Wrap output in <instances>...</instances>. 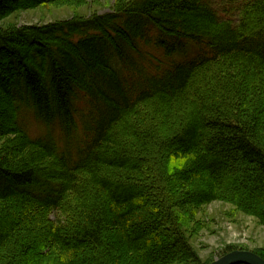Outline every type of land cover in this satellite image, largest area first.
I'll use <instances>...</instances> for the list:
<instances>
[{
  "label": "trees",
  "instance_id": "1",
  "mask_svg": "<svg viewBox=\"0 0 264 264\" xmlns=\"http://www.w3.org/2000/svg\"><path fill=\"white\" fill-rule=\"evenodd\" d=\"M232 4L0 27V264H210L184 225L212 201L264 225V0Z\"/></svg>",
  "mask_w": 264,
  "mask_h": 264
},
{
  "label": "rangeland",
  "instance_id": "2",
  "mask_svg": "<svg viewBox=\"0 0 264 264\" xmlns=\"http://www.w3.org/2000/svg\"><path fill=\"white\" fill-rule=\"evenodd\" d=\"M208 1L211 5L218 7L219 11L223 5H226L223 6L225 8H233L232 3L234 0ZM112 2L113 0H85L80 6L49 3L34 8L20 9L0 20V27L8 23L16 25L45 24L56 20L69 19L75 15L86 17L93 12L102 14L110 10ZM190 55L189 52L183 53V58H188ZM4 96L0 92V126L4 129L8 127L6 129L8 130L11 126L12 112L6 109L9 101ZM83 105L84 102L81 100L75 106L78 111H82ZM23 115L25 121H30L28 111L20 110L21 120ZM54 122L51 124L53 130H55ZM2 140L0 135V144ZM199 210L194 219L189 216L190 221H184L186 222L184 228L187 231L189 243L202 263H207L228 253L219 255L225 246L234 247L235 250L251 252L264 249V225H260L253 217L240 213L233 209L231 205L220 201H212ZM183 213L184 211H180V216H185V213ZM195 221L198 222L197 225L193 224ZM101 257L102 261H106L104 256ZM109 263L113 264L114 262L108 261ZM116 264L129 263L123 260Z\"/></svg>",
  "mask_w": 264,
  "mask_h": 264
},
{
  "label": "water",
  "instance_id": "3",
  "mask_svg": "<svg viewBox=\"0 0 264 264\" xmlns=\"http://www.w3.org/2000/svg\"><path fill=\"white\" fill-rule=\"evenodd\" d=\"M210 264H264V260L251 251L232 250L214 259Z\"/></svg>",
  "mask_w": 264,
  "mask_h": 264
},
{
  "label": "bare ground",
  "instance_id": "4",
  "mask_svg": "<svg viewBox=\"0 0 264 264\" xmlns=\"http://www.w3.org/2000/svg\"><path fill=\"white\" fill-rule=\"evenodd\" d=\"M256 254V253H255ZM263 259V258H262ZM264 260V259H263Z\"/></svg>",
  "mask_w": 264,
  "mask_h": 264
}]
</instances>
